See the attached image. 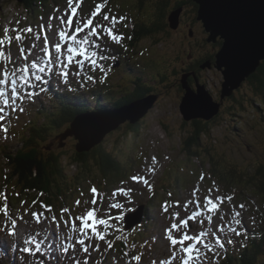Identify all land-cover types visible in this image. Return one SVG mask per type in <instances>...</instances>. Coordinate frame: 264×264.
I'll return each instance as SVG.
<instances>
[{"label":"rangeland","instance_id":"obj_1","mask_svg":"<svg viewBox=\"0 0 264 264\" xmlns=\"http://www.w3.org/2000/svg\"><path fill=\"white\" fill-rule=\"evenodd\" d=\"M34 1L39 6V8L34 7L38 16L31 13L33 11L30 10L29 5V9L23 5L27 0L24 2H20L19 0H0V40L3 41V44H0V51L6 53L4 56H0V79H4L3 72L5 68L10 73L6 82L0 85V90L5 92L6 98L11 103V90L13 88L11 81L15 78L17 80L15 88L18 95L23 97L22 100H17V110L15 112H12L10 107H5L2 102L3 98H0V107L4 108V111L0 113L4 117L3 120H0V142H7L10 137V143H8L10 145V151L21 147L22 143L19 138V133L22 132V136L28 124L38 123L36 117L39 118L38 111L41 108H45L41 111L42 115H49L55 111L51 106L53 104L52 97L46 94V89L51 84L61 88H65L68 85V82L65 84V80L58 73L61 65L52 64V68L48 67L44 72L47 76L44 77L43 81L40 80L39 85H35L38 81L34 79L32 72L35 71L36 74H40L41 72L38 69L33 70L31 64L35 61L41 67L44 58H47V50H50L52 57H54L53 60H55L59 54L56 53L55 49L50 47V43L52 45L61 43L59 40V31L62 29H66L69 35L73 34L77 20L83 24L87 19H92L93 26H101L97 28V32L101 35L97 43L101 45L104 49V54L108 57L105 61L101 62L104 64L105 72L107 73V77L103 83L100 81L104 78V73H101L99 69L92 72L87 62H85L84 72L82 74L92 75L93 81H87L88 85L82 86L84 91H88L90 88L97 90L102 87L99 85L103 84L112 85L111 89L114 88L115 90L110 93V97L121 98V95L125 92H135L138 90V85L135 84L134 79L144 77L140 72H135V77H131L129 75H132V72L130 74L128 71L135 67L145 68L148 64L154 65V71L160 73L164 69L168 74H173L170 76L166 75L165 82H160V78L156 76V80L154 81L157 82L148 83V85L145 84L151 87V95L154 97L157 96L158 99L146 118L142 121L140 120L141 122L139 121V126L136 127V130H138L137 133L135 130L128 129L126 123L119 125L118 128H115L107 134L106 146L108 151L112 152L123 163L124 171L131 164H133V168L135 167L134 171L132 168V173H127V178L123 179V182L120 180L126 176H121V179L118 177L108 178L115 171L107 175L102 172L103 175L93 162L87 170H80L76 166H71L70 161L76 153L75 149L78 146V140L71 139L70 135H68L69 138L58 137L61 133L54 135L53 144L59 145L68 140V146L66 148L68 155L64 161L67 184L62 189L69 203H66V207H61L60 205L56 207L57 210L63 208L70 210L68 214L66 213L64 215L63 220L58 219L53 212H48L42 208V201L38 200L33 203L35 201L33 196L28 197V202L24 203L23 206H19V198L13 197V202L19 207H13L12 204V208H10L12 212H8L10 209L4 196L6 194L16 196L20 192L17 189V181L13 178L9 181L10 175L5 176L6 172L11 174V171L5 166V159L0 152V245L8 253H15L17 264H37L38 262L36 258L32 257L31 253L23 252L20 249L16 237L17 226L22 227L21 232H25L22 236L24 241H29L38 235H43L44 239L48 241V244L49 242L54 243L57 247L55 251L53 250V253L61 261L66 260L64 244H70L72 250H69V248L67 250L68 259L65 262H60L61 264H84L85 260H87V264H95V261L100 257L101 250L104 252H112L108 243L112 242L113 239L125 240L132 247L135 246L133 244L136 238L140 244L137 247L136 253L139 252L141 258L147 261L142 263L143 260L134 259L137 255L130 257L126 254L113 252L115 256L110 260L111 264H153V262L155 264H161V262H164V264H181L180 258L186 254L180 251L179 243L176 246L171 245L170 240L166 238L165 232L173 223L180 224L181 220H187V228L181 225L179 230L173 229L171 231V235L177 240L185 232L189 235H197L199 229L204 231L209 227L213 230L219 228L225 231L227 236L232 238L237 236L231 229L235 228L242 233L243 223L249 224L251 228L254 227L257 229L255 225H259L262 218L257 212L261 208L264 211V194L260 193L249 182V179L255 175L258 167H264V123H262L264 116L254 111L252 106H250L248 95L251 92L249 86L244 85L235 91L233 93L234 99L232 98L228 101L224 99L220 100L223 76L216 69V59L212 63L211 68H209V61H205L207 58H204L213 52L216 54L218 49H215L207 43V34L202 24L196 20L198 6L194 1L144 0L140 7L139 0H73L71 6H69L68 0H54L53 3L52 0H44V8H42L43 0ZM162 1H164L165 9L160 8L163 10V15H166V20L163 19L164 28L156 32L155 36H148L137 42L135 46H129V31L132 30L131 25L136 23L137 25H144L150 29V27L159 24L157 18L160 11L157 8ZM179 3L183 5L177 7ZM98 4L102 7L97 15L93 17L92 12L96 11ZM72 8H76L75 14L72 13ZM180 9V23L177 29L178 31H175L168 26V16L170 17ZM155 13L156 18L154 17ZM105 15L109 17L108 20H104ZM61 16L65 20L64 25H61ZM68 16H72L73 18L72 29H67L66 22ZM50 17L53 19L50 20ZM113 17H115V23L113 22ZM121 17L124 19L121 20ZM49 24H51L50 29L48 27ZM41 25H43V29H41ZM180 26L181 29L179 28ZM29 27L33 29L34 34L24 31ZM5 28L10 29V31L5 33ZM104 28H110L114 35L122 36V41L120 43L112 41L110 36L104 32ZM191 29L193 30L192 37L189 35ZM88 31L89 29H85V33ZM85 33H80L79 36L83 37ZM37 34L40 36L39 40H36ZM17 35L22 36L23 39L17 40ZM46 38L48 41L47 46L45 45ZM91 39L95 40V37L93 36ZM33 44H35L34 48L32 47ZM22 47L25 49L23 56L20 53ZM66 48L62 49L63 55L60 58L67 65L66 70L69 72L67 81H69L74 72L79 70V65L75 61L80 60L81 57L74 60L72 64H68ZM29 49H31V52L28 51ZM115 49H124L123 51L126 57L119 60L116 56L117 54H115ZM8 53H11V61L7 55ZM24 56L27 57L26 60ZM116 62L120 63L117 68L113 65ZM195 62V65H197V62H202L201 64L203 66H207V69H203L202 67V70L199 69L197 71L196 83L193 76L189 79L194 73L192 71H186ZM137 65L140 66L138 67ZM193 67L192 69L196 72L195 66ZM25 68H27V72L24 71ZM15 69H19V71L13 76L11 73ZM50 69L54 72L52 79L48 77V71ZM151 72L152 70H148L146 74L148 75ZM183 72L184 75H182ZM161 73L163 74V72ZM181 76L188 77V80L184 78L187 82L186 86L188 88L190 87L195 93L197 85H204L215 102L219 104L224 103L220 109L222 115L218 119H215V117L205 125L209 132L208 134L206 133L207 136L201 137V151L202 153L204 151L208 152L212 158L218 160L219 166L221 165V170L224 174L233 173L239 178L231 181L230 184L224 182L221 185V189L223 188V190H225L224 185L237 188L240 191V193H236L238 199L235 195H228L226 193L227 197H232L231 201H229L225 198V194L220 191L219 187L212 183V179H204V176H206L211 168V162H208L205 167L202 166V161L206 160L205 157L207 155L201 160L196 159L192 162L187 160V157L181 151L184 146L182 144L184 139H186L189 133L193 132L192 123L194 122H186L180 112L181 99H183L186 92L182 88V84H180ZM79 82V80H74V83ZM141 85H144V83H141ZM119 86L121 87L120 89ZM119 91L122 92L118 96H113L117 95ZM29 92L34 94L31 99H28L26 96ZM145 98L147 97L139 101ZM40 103L41 108L36 111ZM21 106L24 108L23 112L19 111ZM98 113L101 115L100 117L90 115L79 117V121L75 122L76 127L80 130V125L87 123L85 127L92 129L96 125L94 121L99 118L108 120V123L115 117L118 118L117 111L114 113L116 116L101 111ZM40 121L39 123H42V120ZM48 122L50 123V121ZM5 129H7L6 132ZM74 130L72 132L76 135ZM15 134H18V137ZM15 137H17L16 142L13 140ZM62 147L64 146H60V148ZM131 156L134 158L133 160L130 159ZM153 158H155V163H153ZM130 160L131 162L129 163ZM149 169H153V171H149ZM135 175L147 179L149 185H151V189H149L148 185L143 184L142 181L136 182L130 179ZM202 175L203 180L200 179ZM104 179L108 180V184H114L119 181L117 186L113 187L107 196H103L102 204L101 198L97 197V205L95 206L99 208L97 218L103 217L105 211L109 215L111 214V217L107 220L108 227L96 226L97 231L105 233V239L98 240L95 237L84 239L72 227L73 223L76 224L77 228L81 227V222L68 220L67 218L69 216L75 218L78 214L84 215L86 210L94 207L90 203L92 199L90 189L94 186L96 189L99 187L102 190H106ZM177 180H180L181 186L176 185ZM204 180L209 183H206ZM156 186L157 190L154 192L159 197L154 202L155 210L148 215L151 221L152 219L156 221V227L160 230V248L157 254L153 256V250L150 247L156 241L155 226L152 224V232L150 231L145 235L146 238L143 243L136 235L135 227L128 231L125 230L123 219L125 214L139 211L145 206L152 197L153 190ZM205 186H208V191H206ZM6 187H8L9 191L5 190ZM119 188L131 189V191L127 195L117 192L116 197L109 200L108 197ZM78 189H82L84 195H81V191H78ZM68 193H72V195L68 196ZM172 194H175L176 197L173 196L170 198ZM206 196H210L218 205V208L212 212L208 211V208L211 207L210 205L207 207L204 206ZM216 197H221L222 199L217 200ZM76 200L81 201L78 207L75 205ZM85 200H88L89 203L85 204ZM111 203H120L123 207L119 210L110 209L109 205ZM166 203L168 206L167 212L162 207ZM197 203H199L200 207H197ZM186 204L187 207H185ZM241 204L245 206L243 209L239 207ZM5 209H7V214ZM41 212L44 213L43 216H39ZM58 212L61 214V211ZM236 212H240L241 215L236 217ZM32 213H37L39 223L36 222V218L33 217ZM176 213L179 214L178 217L175 216ZM53 216L56 217V221L52 220ZM119 216H122L123 219H115V217ZM207 216L212 217L213 222L211 225H209L206 219ZM221 216L224 217L223 220L220 219ZM237 219L241 221L239 225L236 223ZM66 220L68 221L67 224H65ZM202 220L203 224H201ZM13 221H15V228L12 227ZM87 223L91 225L92 221L89 220ZM30 229L34 230L36 237H31L26 232ZM10 231L15 234L10 235ZM86 232L89 236H92L91 228L86 229ZM77 237L84 239V246L91 245L88 252H84L83 246L76 242ZM210 237L208 236L207 238L208 242L211 241ZM35 243L36 240L34 239L32 242L33 251L35 250ZM187 243L188 241L184 242L185 247H187ZM97 245H99V249L94 250ZM197 247L202 246L198 244ZM43 248L45 249V247ZM224 249H227V246ZM173 252H175V257H173ZM208 253L210 252L205 250V257ZM211 255V258L208 257L205 259V257H201L199 260L190 261V264H218L219 257L217 256H222L223 250L221 251L219 248H216L214 252H211ZM49 256L53 257L51 254Z\"/></svg>","mask_w":264,"mask_h":264},{"label":"trees","instance_id":"obj_2","mask_svg":"<svg viewBox=\"0 0 264 264\" xmlns=\"http://www.w3.org/2000/svg\"><path fill=\"white\" fill-rule=\"evenodd\" d=\"M143 1L144 0H139L140 7L142 6ZM43 2L42 6L44 5ZM25 3L23 5L28 9L29 5L30 10L34 12V15H36L34 7L38 8V3L34 0H27ZM179 4L177 7H181L183 5L182 3ZM160 7L165 9L164 1L160 2L157 8L158 11H160L157 18V20H159V24L154 25V27H150V29L144 25H137L136 23L131 25L132 30L129 31V46H135L137 42L147 38L148 36H155L156 32L164 28L163 19L166 20V15H163V10ZM154 17L156 18V13ZM125 57L126 54L123 50H120L119 60ZM208 59L214 61L215 57L212 55L209 56L207 60ZM202 62H197V65L195 66L196 72L198 71L197 69L201 68L200 65ZM192 68L194 67H190L186 71H192L194 73L189 77V79L193 76L196 83L195 77L198 76V72L196 73ZM148 70H152V72L147 75L146 72ZM131 72L132 75L128 74L131 77H135V72H140V74L144 75V77L135 78V81L140 84L144 83V85H138V90L135 92L129 91L123 93L121 98L110 97V93L114 92L115 89L112 88V90V85L106 84L99 85L102 87L97 90L92 89V91L87 92H85L82 87V85H87L85 82L70 83L66 89H49L48 94L53 95V104L51 106L55 109V111L49 115H42L41 111L45 108H38L40 109V111H38L39 118L36 117L38 123L28 125L25 132H23L22 136H20L22 146L16 148L14 151H10L9 147H6L5 150H2L1 152L6 162L5 166L11 171L9 181L12 178L17 181V189L21 195H31L34 198L37 197L44 205L50 206L52 210H57V205L66 207V203L69 202L66 200V196L64 195L65 193L62 188L65 184H67V174L66 168L64 167V161L68 155V151L66 150L68 140L60 143L59 145L55 143L53 144L54 135L61 133L58 137L66 136L64 133L69 131L71 125L75 123L78 116H85L86 114L99 111L104 113L111 111L115 113L116 111H120L125 106L135 103L144 97L150 96L152 92L151 87L146 86L148 83L157 82L154 81L156 80V76L160 78V82H163L167 78L166 75L170 76L173 74H168L164 69L161 71L163 74L161 72L159 73L158 71H154V65L151 64H148L145 68H132L128 71V73L131 74ZM84 77L86 79L85 75ZM145 81H147V83H145ZM244 85L250 87L249 89L251 93L248 95L250 106H252L254 111L261 113L264 116V62H262L257 71L246 80L243 86ZM120 88L121 87L119 86V89ZM120 92L122 91H119L117 95L113 96H118ZM232 98L234 99L233 95L225 98L224 100L228 101ZM221 115L220 111L219 115L216 116L215 119H218ZM40 120H42V123H39L41 122ZM48 121H50V123ZM202 121L203 120H198L192 123L193 132L189 133L186 136V139H184V142L182 143L184 146L181 151L187 157V160L192 162L196 159L201 160L207 155V157H205L206 160L202 161V166L205 167L208 162H211V168L206 176H204V179H212V183H216L220 186L223 185L224 182L230 184L231 181L239 178H237L233 173L224 174L221 170V165L219 166L218 160L212 158L208 152L204 151L202 153L201 151V137L207 136L206 133L208 134L209 132L205 126L208 122ZM203 123L205 124L203 125ZM262 123H264V118L262 119ZM136 124L133 125L127 123V128L135 130L137 133L138 130H136V127L139 126V122ZM169 135L171 136L170 133ZM107 138L108 137H106L101 144L89 149L88 151L78 153L75 149L76 153L74 154V158L70 161V164L71 166H76L80 170H87L93 162L101 174L104 173L107 175L108 173L115 171L114 174L117 173L120 176H126L124 178L121 177L122 179L120 178V181H123V179L127 178L128 170L126 169V171H124V167L122 166L123 163L112 152L108 151L106 146ZM60 146L64 147L60 148ZM253 177H255V179H253ZM118 182H115L114 184H108V182H105L106 191H109L111 188L117 186ZM205 182L209 183L208 181ZM249 182L253 184L260 191V193L264 194L263 166L256 169L255 175L249 179ZM176 185L179 186L178 180ZM155 188L157 189V186ZM205 189L208 190V186H205ZM224 189L225 190L222 188L223 193L235 195L238 199V195L236 193H240V191L237 188L234 186L227 187L224 185ZM71 195L72 193H68V196ZM158 196L159 195L157 194V197ZM157 197L154 198L153 196L151 199V206L143 217L141 231H137V236L143 243L146 238L145 235L151 231L152 221L148 218V215L154 209L153 203ZM257 213H259L262 218L259 225L257 224L258 232L254 230V232H256V236L252 238L246 237L242 242L243 246L235 243H227L228 246H232L230 250L232 253L229 255L225 254L221 260V264H264V211L261 208ZM245 243L246 245L244 246ZM111 245L112 249L115 251H123L124 253H131L133 251V247H131L125 240L113 239Z\"/></svg>","mask_w":264,"mask_h":264},{"label":"water","instance_id":"obj_3","mask_svg":"<svg viewBox=\"0 0 264 264\" xmlns=\"http://www.w3.org/2000/svg\"><path fill=\"white\" fill-rule=\"evenodd\" d=\"M193 1L198 6L197 21L208 34L207 42L217 43L218 39L223 42L221 50L215 56L216 69L223 76L221 91L223 100L239 90L264 62V0ZM180 14L181 9L168 18L172 30L178 29ZM208 65L211 67L210 63ZM184 78L188 77L184 76L182 80V86L186 91L180 104L183 119L186 122L198 120L210 122L219 115L222 103H216L205 86L197 85L195 93L186 86ZM156 101L157 97H150L125 106L117 111L119 119L115 117L109 123L108 120H100L92 129L82 124L80 130L75 127L74 132L80 142L77 152L88 151L101 144L107 134L119 125L139 122L147 116ZM142 217V212L126 216V229L140 224Z\"/></svg>","mask_w":264,"mask_h":264},{"label":"snow or ice","instance_id":"obj_4","mask_svg":"<svg viewBox=\"0 0 264 264\" xmlns=\"http://www.w3.org/2000/svg\"><path fill=\"white\" fill-rule=\"evenodd\" d=\"M72 2H73V0H68L69 6L72 5ZM101 7H102L101 5H99V4L97 5L96 11L92 12V16L93 17H95L97 15V13H98V11L100 10ZM71 11H72L73 14H75L76 13V8H72ZM49 19L51 20L53 18L50 17ZM108 19H109V17L107 15H105L104 16V20H108ZM120 19L123 20L124 18L121 17ZM60 20H61V25H64L65 24V20H64L63 16L60 17ZM113 22L115 23V17H113ZM66 24H67V29H72V27H73V18H72V16H68ZM40 27H41V29H43V25H41ZM48 27L50 29L51 28V24H49ZM98 27H101V26L100 25L93 26L92 19H87L86 22H84L83 24H81V22L79 20H77V23H76V26H75L73 34L69 35L68 31L66 29H62V30L59 31V40H60L61 43H57L55 45V51L59 55H57L55 60L49 59L45 63L49 64V65H51V64L61 65V68H60V71H59V75L64 78L65 82H67V80H68L69 72L66 70L67 65H65L63 60H61V58H60V56L63 55V53H61V47H62V44L64 42H67L66 59H67L68 64H72L73 61H74V58L76 56L81 57L80 60L75 61V63L77 65H79V70H76L74 72L75 76H77V77L81 76V74L84 72L85 62H87L88 66H89V68L91 69L92 72H95L97 69H99L101 73H104V78L101 79V81H100L101 83H103L104 79H106L107 73L105 72V66L101 62L105 61L108 57L104 54V49L101 47V45L99 43H97V41H99L100 38H101L100 33L97 32V28ZM85 29H89V31L85 33ZM9 31H10V29H8V28L4 29L5 33L9 32ZM24 31H26L28 33H31V32H33V29L31 27H29V28L25 29ZM104 32L106 34H108L110 36L111 40L115 41L116 43H120L122 41V39H123L122 36L114 35L110 28H104ZM80 33H85V34L83 35V37H80L79 36ZM93 36L95 37V40L91 39V37H93ZM16 39L17 40H21V39H23V37L20 36V35H17ZM39 39H40V36H39V34H37L36 35V40H39ZM47 43H48V41H47V38H46L45 39V45L46 46H47ZM0 44H3L2 40H0ZM32 47L34 48L35 44H33ZM24 51H25V49L22 47L20 49V53H21L22 56L24 54ZM28 51L31 52V49H29ZM5 54H6L5 52L0 51V56H4ZM7 55L9 57V60L11 61V53H8ZM24 59L26 60L27 57L24 56ZM31 68L33 70H37L38 69L39 72H44L45 71V67L38 66V64L35 61L32 62ZM18 71H19V69H15L13 71V73H11V74L13 76H15V73L18 72ZM24 71L27 72L28 71L27 68H25ZM9 74H10L9 71L7 70V68H5V70L3 72L4 79H0V85H3L6 82ZM32 75H33V77H34V79L36 81H40L41 80V76L36 74L35 71L32 72ZM86 79L88 81H93V76L92 75H87ZM11 83L13 85V88L11 90V103H9V99L6 98L5 92L3 90H0V98H3L2 102H3V105L5 107H10L11 111L15 112L17 110V107H16L17 100H22L23 97H20L18 95V92H17V90L15 88V84L17 83V80L15 78H13ZM33 95L34 94L31 93V92L26 94L28 99H31ZM3 111H4V108L0 107V113H2ZM19 111L23 112L24 108L21 106L19 108ZM3 119H4V117L2 115H0V120H3ZM6 131H7V129H5V132ZM153 163H155V158H153ZM149 171H153V169H149ZM130 179L133 180V181H136V182H141L142 181L143 184L148 185L149 189H151V185H149L148 180L145 179L142 176L135 175V176H132ZM200 179L203 180V175L201 176ZM130 191H131V189L119 188V189L115 190L112 193V195L109 196L108 198H109V200H112V199H114L116 197L117 192H120V193H123V194L127 195V193L130 192ZM90 193H91V196H92V199H91L90 203L94 207L91 208V209L86 210V213L84 215H79L78 214L75 218L69 216L68 220H75V221H80L81 222V227L77 228L75 223H73L72 227L74 229H76L79 232L80 236H83L84 239H91L92 237H95L98 240L105 239V233L102 232V231H97V227L96 226L99 225V226L108 227L107 220L109 218V215H108V212L105 211L103 217L97 218V213L99 212V208L95 207L97 205V197L101 198V204H102V200H103V195L104 194L99 193L98 190L94 186L90 189ZM81 195H84V193L81 192ZM216 199L217 200H221L222 198L221 197H216ZM226 199L231 201L232 197L229 196V197H226ZM33 203H35V202H33ZM84 203L88 204L89 201L85 200ZM80 204H81L80 200H76L75 201V205L77 207ZM209 205L211 206V207L208 208L209 212H212L213 210L218 208V205L215 203V201L210 196H206L205 197V205L204 206L207 207ZM41 207L44 208L48 212L52 211L50 206L41 204ZM122 207H123V205L120 204V203H111L109 205L110 209L119 210ZM162 207H163L165 212L168 211L167 203L164 206H162ZM185 207H187V204L185 205ZM197 207H200L199 203H197ZM239 207L241 209H243L245 206L243 204H241V205H239ZM5 211H6V214H7V209H5ZM69 211L70 210L68 208L61 209V214H62L61 218L63 219V214L64 213H68ZM32 215H33L34 218H36V222L39 223V217H38L37 213H32ZM43 215H44L43 212L39 213V216H43ZM240 215H241L240 212H236L235 213L236 217H239ZM175 216L178 217L179 214L176 213ZM115 219L122 220L123 217L119 216V217H115ZM206 219L208 220L209 225H211L212 222H213L212 221V217L211 216H207ZM220 219L223 220L224 217L221 216ZM52 220L56 221V217L53 216ZM89 220L92 221L91 225H89L87 223V221H89ZM67 223H68V221L66 220L65 224H67ZM236 223H237V225H239L241 223V221L239 219H237ZM201 224H203V220L201 221ZM181 225L184 228H187V220H181L180 224L173 223L169 229L165 230L166 238L168 240H170L171 245L172 246H176L179 243L180 244V251L182 253L186 254L184 256H181V258H180L181 259V264H190V261L199 260L201 257H205V250L207 252H214L216 248H223L224 247V244L221 242V239L217 236V233L222 231L219 228L213 230L211 227H209V228L205 229L204 231H201L199 233V235H189L187 232H185L180 237V239L177 240L176 238H174L171 235V231L173 229L179 230ZM15 226H16L15 225V221H13L12 227L15 228ZM89 228H91L92 236H89L88 233L86 232V229H89ZM231 231L234 232L236 236H240L241 235V232L238 231L235 228L231 229ZM9 234L12 235V234H15V233L10 231ZM207 236H211L212 239H211L210 242H205L202 239L203 237H207ZM84 239H81V238L77 237L76 238V242L83 246V251L84 252H88V249L91 247V245L89 244L87 246H84ZM33 241H34V238H31L29 241H26V243H32ZM185 241H192V243L188 244L187 247H185L184 246V242ZM227 243H233V240L229 239V240H227ZM198 244L201 245L202 247H197ZM108 246L111 247L112 246L111 243H109ZM68 247L69 246H65L64 247V251L65 252H67ZM98 249H99V245H97L96 249H94V250H98ZM51 250H52L51 248H48L47 250H45L43 248L42 243H35V251H33L32 248H30V247H25V248L22 249L23 252L31 253L33 256H35L36 252H40L42 255H44L46 253V251L50 252ZM173 257H175V252H173ZM134 259L139 260L140 258L139 257H135ZM37 264H43V262L39 261V262H37ZM84 264H87V260L84 261ZM153 264H155V262H153ZM161 264H164V262H161Z\"/></svg>","mask_w":264,"mask_h":264},{"label":"bare ground","instance_id":"obj_5","mask_svg":"<svg viewBox=\"0 0 264 264\" xmlns=\"http://www.w3.org/2000/svg\"><path fill=\"white\" fill-rule=\"evenodd\" d=\"M196 18H197V17H196ZM107 113L112 114L113 112L108 111ZM78 118H79V116L76 118V120H77ZM9 140H10V137H9ZM9 140H7L8 143H10ZM13 140L16 142V141H17V137H15ZM21 146H22V144H21ZM134 226H135V228H136V230H137V229H138L137 225L135 224ZM29 233H31V232H29ZM31 234H33V233H31ZM46 238H47V237H46ZM45 241H46L47 249L50 248V247H49V244H48V241H47V240H45ZM18 243H19V245H20L21 248L26 247L25 243H24L23 240L21 239L20 234L18 235ZM67 245L69 246V247H68L69 250H72V249H71V245H70V244H67ZM50 253H51V255H53V258L50 259V264H61V263L58 261L59 258H56L57 255H56V254L54 255V253L52 252V250H51ZM0 256H1V259L3 260L1 254H0ZM49 257H50V256H49ZM57 257H58V256H57ZM4 260H7V257L4 258ZM63 262H64V261H63ZM44 263L47 264V261L44 262ZM22 264H23V263H22ZM106 264H108V263H106Z\"/></svg>","mask_w":264,"mask_h":264},{"label":"flooded vegetation","instance_id":"obj_6","mask_svg":"<svg viewBox=\"0 0 264 264\" xmlns=\"http://www.w3.org/2000/svg\"><path fill=\"white\" fill-rule=\"evenodd\" d=\"M197 16V15H196ZM180 29H181V26L179 27ZM192 28H193V26H192ZM176 31V30H175ZM178 31V30H177ZM189 35H190V37H192L193 36V30L191 29L190 30V33H189ZM207 37H208V35H207ZM208 39V38H207ZM208 43V42H207ZM222 41L220 40V39H218L217 40V43H208L209 45H212L215 49H218V51L216 52V54L221 50V48H222ZM215 51V50H214ZM214 53V52H213ZM213 53H211L209 56H212L213 55ZM216 54L214 53V57L216 56ZM209 56H206V57H204V58H208ZM205 61H209V63H210V65H212V63L213 62H215V60L213 61V60H211V59H206ZM196 64V62L191 66V67H193V66H196L195 65ZM200 67L201 68H199L200 70H202V67H203V69H207V66L205 65V66H203V64H201L200 65ZM189 68H190V66H189ZM209 68H211V67H209ZM199 69H197L198 71H199Z\"/></svg>","mask_w":264,"mask_h":264}]
</instances>
